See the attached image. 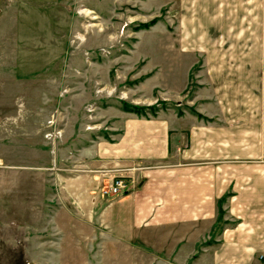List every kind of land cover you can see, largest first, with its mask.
I'll return each instance as SVG.
<instances>
[{"label":"crops","instance_id":"crops-1","mask_svg":"<svg viewBox=\"0 0 264 264\" xmlns=\"http://www.w3.org/2000/svg\"><path fill=\"white\" fill-rule=\"evenodd\" d=\"M70 1L0 0V45H11L16 61L58 59L73 28ZM221 17L212 39L198 44L205 104L122 116L108 140L83 135L88 144L77 150L66 190L92 221V264L109 243L124 264H261L264 30L250 36L240 10ZM119 171L129 190L104 208L102 190Z\"/></svg>","mask_w":264,"mask_h":264},{"label":"rangeland","instance_id":"rangeland-1","mask_svg":"<svg viewBox=\"0 0 264 264\" xmlns=\"http://www.w3.org/2000/svg\"><path fill=\"white\" fill-rule=\"evenodd\" d=\"M221 1L71 0L73 28L51 61H16L2 41L0 264H92V221L66 190L83 135L108 140L122 116L205 104L198 44L225 12L242 11L250 36L264 30V0ZM120 197L103 196V207ZM99 255V264H124L110 243Z\"/></svg>","mask_w":264,"mask_h":264},{"label":"built area","instance_id":"built-area-1","mask_svg":"<svg viewBox=\"0 0 264 264\" xmlns=\"http://www.w3.org/2000/svg\"><path fill=\"white\" fill-rule=\"evenodd\" d=\"M122 172L112 177L109 184L102 190V194L107 198L114 199L120 196L122 197L128 192V182L123 174H121ZM258 259L261 264H264V255H260Z\"/></svg>","mask_w":264,"mask_h":264},{"label":"trees","instance_id":"trees-1","mask_svg":"<svg viewBox=\"0 0 264 264\" xmlns=\"http://www.w3.org/2000/svg\"><path fill=\"white\" fill-rule=\"evenodd\" d=\"M223 200L224 199H222L220 202H219V207H218V213H219V216L218 217H220V216H222V214H223V212H222V210H221V203L223 202Z\"/></svg>","mask_w":264,"mask_h":264}]
</instances>
